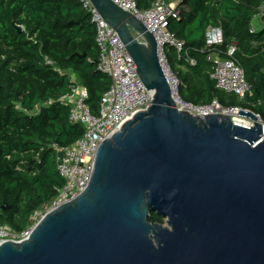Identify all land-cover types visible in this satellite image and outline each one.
Segmentation results:
<instances>
[{"label":"water","instance_id":"water-1","mask_svg":"<svg viewBox=\"0 0 264 264\" xmlns=\"http://www.w3.org/2000/svg\"><path fill=\"white\" fill-rule=\"evenodd\" d=\"M91 1L152 104L102 142L83 193L47 212L26 240L0 241V264H264L259 115L241 110L254 122L246 126L179 111L153 33L113 0Z\"/></svg>","mask_w":264,"mask_h":264},{"label":"trees","instance_id":"trees-1","mask_svg":"<svg viewBox=\"0 0 264 264\" xmlns=\"http://www.w3.org/2000/svg\"><path fill=\"white\" fill-rule=\"evenodd\" d=\"M156 1L136 0L142 10ZM178 9L180 17L170 20L168 30L185 42L181 58L173 49L169 56L180 96L199 105L217 100L226 109H249L264 122V107L254 105L264 98V27L253 28L256 16L264 21V0H179ZM219 29L224 43L207 47L210 31ZM231 43L251 87L245 99L220 90L211 77L208 56L226 57ZM99 55L96 27L81 0H0V224L25 230L32 214L47 208L64 186L52 145L73 144L84 128L70 121V108L60 98L74 75L98 114L111 86L98 70ZM150 220L165 223L156 213Z\"/></svg>","mask_w":264,"mask_h":264},{"label":"built area","instance_id":"built-area-1","mask_svg":"<svg viewBox=\"0 0 264 264\" xmlns=\"http://www.w3.org/2000/svg\"><path fill=\"white\" fill-rule=\"evenodd\" d=\"M81 1L96 27V43L100 52L98 70L110 77L111 86L102 98L98 114H94L88 104L90 96L88 88L74 75L71 76L74 84L60 101L70 108V121L82 125L84 132L69 146L64 147L57 143L52 145L56 168L65 180V184L47 208L38 209L32 214L31 225L25 230L17 231L9 224H0V241L4 238H11L15 242L26 240L47 212L71 202L83 193L91 181L96 154L102 142L111 137L137 112L147 109L152 104V92L147 89L138 75L135 61L116 29L104 19L91 0ZM113 1L141 20L155 36L160 63L172 88V97L179 111L198 117L214 113L229 114L234 119L235 116H240L241 110H249L242 107L226 109L217 100L210 105L194 104L180 96V79L170 66L169 56L173 49L177 58H181L185 42L168 30L170 20L178 19L181 13L173 1L158 0L146 10L140 9L136 0ZM256 17L261 18V15ZM223 43V37L212 35L207 40V47ZM235 52L236 45L231 43L227 46L226 57L219 52H213L208 56V60L213 62L211 77L220 90L245 99L248 95H252V91L244 69L233 58ZM189 62L195 64L193 59ZM254 105L264 107V98Z\"/></svg>","mask_w":264,"mask_h":264},{"label":"crops","instance_id":"crops-1","mask_svg":"<svg viewBox=\"0 0 264 264\" xmlns=\"http://www.w3.org/2000/svg\"><path fill=\"white\" fill-rule=\"evenodd\" d=\"M258 20H260V21H258ZM263 27H264V21L261 20L260 18L258 19V17H255L253 20V28L255 30H259ZM212 35H214L216 37H223V33H221L220 29L219 30H211L209 37H212Z\"/></svg>","mask_w":264,"mask_h":264},{"label":"bare ground","instance_id":"bare-ground-1","mask_svg":"<svg viewBox=\"0 0 264 264\" xmlns=\"http://www.w3.org/2000/svg\"><path fill=\"white\" fill-rule=\"evenodd\" d=\"M246 119H248L249 121ZM234 121L239 123V124L246 125V126H252L254 124V122L251 119L245 118L243 116H235ZM258 121L263 123L261 120H258Z\"/></svg>","mask_w":264,"mask_h":264},{"label":"rangeland","instance_id":"rangeland-1","mask_svg":"<svg viewBox=\"0 0 264 264\" xmlns=\"http://www.w3.org/2000/svg\"><path fill=\"white\" fill-rule=\"evenodd\" d=\"M173 4L175 5V6H178V4H179V0H174L173 1ZM259 19V18H258ZM258 21H260V20H258ZM175 71H177V67L176 68H173ZM246 120H248V119H246ZM260 120L263 122V120L260 118ZM249 121V120H248ZM264 123V122H263Z\"/></svg>","mask_w":264,"mask_h":264}]
</instances>
